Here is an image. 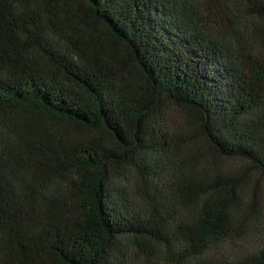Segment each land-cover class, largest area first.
Here are the masks:
<instances>
[{"label":"trees","instance_id":"trees-1","mask_svg":"<svg viewBox=\"0 0 264 264\" xmlns=\"http://www.w3.org/2000/svg\"><path fill=\"white\" fill-rule=\"evenodd\" d=\"M0 264H264V0H0Z\"/></svg>","mask_w":264,"mask_h":264},{"label":"rangeland","instance_id":"rangeland-1","mask_svg":"<svg viewBox=\"0 0 264 264\" xmlns=\"http://www.w3.org/2000/svg\"><path fill=\"white\" fill-rule=\"evenodd\" d=\"M168 114H169V119L171 121H178L179 120L178 115L175 112H168Z\"/></svg>","mask_w":264,"mask_h":264}]
</instances>
